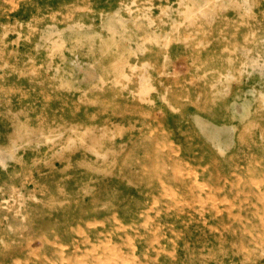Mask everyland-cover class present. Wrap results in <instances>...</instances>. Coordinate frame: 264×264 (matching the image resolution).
Masks as SVG:
<instances>
[{"label":"rangeland","instance_id":"obj_1","mask_svg":"<svg viewBox=\"0 0 264 264\" xmlns=\"http://www.w3.org/2000/svg\"><path fill=\"white\" fill-rule=\"evenodd\" d=\"M0 160V264H264V0H0Z\"/></svg>","mask_w":264,"mask_h":264},{"label":"bare ground","instance_id":"obj_2","mask_svg":"<svg viewBox=\"0 0 264 264\" xmlns=\"http://www.w3.org/2000/svg\"><path fill=\"white\" fill-rule=\"evenodd\" d=\"M209 1V0H208ZM236 1V0H235ZM245 1V0H244ZM236 3H238V2H236ZM245 3V2H244ZM208 4V3H207ZM241 4V3H240ZM239 4V5H240ZM247 4H248V2H247ZM206 6V5H205ZM244 6V5H243ZM193 7V6H192ZM250 8V7H249ZM53 33V32H52ZM62 40V39H61ZM54 43H56V42H54ZM57 46V45H56ZM59 46V45H58ZM57 46V47H58ZM53 49V48H52ZM51 52H52V50H51ZM100 79H101V77H100ZM141 79H142V77H141ZM102 80V79H101ZM140 80V79H139ZM103 81V80H102ZM109 81V80H108ZM143 81V80H142ZM115 83V82H114ZM112 84V83H111ZM116 85H117V82L115 83ZM94 86V85H93ZM85 93V92H84ZM83 98H85V96H83ZM80 100V99H79ZM87 101V100H86ZM150 101V100H149ZM145 102H146V100H145ZM15 115H16V113H15ZM40 120V119H39ZM40 121H42V120H40ZM258 123V122H257ZM253 124V123H252ZM248 128V127H247ZM90 131V130H89ZM102 134V133H101ZM23 135V134H22ZM40 135V134H39ZM104 135V134H103ZM41 136H43V135H41ZM45 136V135H44ZM51 138V137H50ZM120 138V137H119ZM32 139V138H31ZM45 139H48V138H45ZM113 139V138H112ZM27 140H29V139H27ZM99 140H100V138H99ZM15 141V140H14ZM48 141H49V139H48ZM27 142V141H26ZM14 143V142H13ZM83 144V143H82ZM35 145V144H34ZM95 145V144H94ZM36 146V145H35ZM87 146V145H86ZM94 147V146H93ZM17 149V148H16ZM88 149H90V148H88ZM94 149V148H93ZM96 150V149H95ZM110 150V149H109ZM117 150H118V148H117ZM123 150V149H122ZM95 153V152H94ZM3 155V154H2ZM61 155V154H60ZM147 155V154H146ZM3 157V156H2ZM4 158V157H3ZM3 160V159H2ZM1 161V160H0ZM3 162V161H2ZM89 162V161H88ZM255 162V161H254ZM90 163V162H89ZM251 165V164H250ZM263 181V180H262ZM253 183V182H252ZM10 193H11V191H10ZM18 193V192H17ZM244 193V192H243ZM20 194V193H19ZM18 198H20V197H18ZM15 200V199H14ZM18 202V201H17ZM19 205H20V203H18ZM216 204V203H215ZM19 211V210H18ZM22 215V214H21ZM25 215V214H24ZM23 216V215H22ZM146 255V254H145ZM140 264V263H139Z\"/></svg>","mask_w":264,"mask_h":264}]
</instances>
